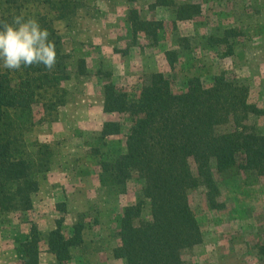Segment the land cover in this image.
Here are the masks:
<instances>
[{
    "label": "rangeland",
    "instance_id": "1",
    "mask_svg": "<svg viewBox=\"0 0 264 264\" xmlns=\"http://www.w3.org/2000/svg\"><path fill=\"white\" fill-rule=\"evenodd\" d=\"M154 1L77 0L69 23L55 20L71 55L72 79L64 82L71 100L60 108L56 120L44 112L41 103L33 105L31 127L23 138L31 149L36 142L50 143L54 162L41 178L32 209L0 211V264L22 263V243L30 238L33 225L41 237L40 263L55 264L47 239L58 219H63L68 230L79 220L86 226L85 241L74 250L70 264H125L113 255L120 244V216L124 206L141 196L144 183L135 176L125 192H116L100 181V160L126 151L132 124L128 116L104 110L107 81L135 97L152 72L165 73L174 89L180 90L190 76L199 75L210 84L214 75L226 71L244 79L251 88L250 101L264 109V0H178L202 5L201 14L183 21L176 20L174 8L154 9ZM3 5L0 0V19ZM33 6V15L44 12L41 6L36 9L38 3ZM132 8L144 20L163 22L157 37L134 31L129 20ZM227 30L231 31L227 41L218 42ZM229 46L233 48L230 54ZM169 49L179 53L174 68L166 59ZM82 58L84 71L78 67ZM77 69L83 72L81 76ZM17 114L11 109L7 121L14 124ZM109 120L120 121L122 130L103 139L100 132ZM250 122L262 125L263 117L254 115ZM14 125L13 132L19 134ZM192 167L196 171L193 161ZM216 178L224 208H211L203 187L190 192L204 240L184 251V264H261L256 246L264 241V176L229 170L217 173ZM143 216L149 217L148 200Z\"/></svg>",
    "mask_w": 264,
    "mask_h": 264
},
{
    "label": "trees",
    "instance_id": "2",
    "mask_svg": "<svg viewBox=\"0 0 264 264\" xmlns=\"http://www.w3.org/2000/svg\"><path fill=\"white\" fill-rule=\"evenodd\" d=\"M3 2L0 20L23 13L26 18H36L49 31L57 52L52 71L43 65L20 70L0 67V211H27L34 206L33 197L40 190L41 178L52 169L54 151L47 142H36L29 148L23 132L31 127L35 103H41L44 112L56 120L60 108L71 100L70 90L64 85L72 79L71 55L54 22L66 19L69 23L78 2ZM34 3H38L36 9L41 6L44 12L38 10L33 15ZM152 7L174 8L177 21L193 20L202 13V5L197 2L155 0ZM129 20L135 32L154 37L163 27L160 20L142 19L137 8L130 10ZM225 32L223 38H217L218 42L227 41L231 31ZM232 49L229 46L228 54ZM178 55L174 49L166 51V59L173 68ZM85 61L82 58L78 67H85ZM82 71L78 73L77 69L78 75ZM250 92L244 79L226 71L214 75L210 84L199 75L190 76L180 90L174 89L173 80L165 73L152 72L135 97L113 81L104 84V110L128 116L132 124L126 136V151L100 160V181L116 192H125L128 181L135 176L144 183L141 196L122 210L120 244L113 250L115 258L125 264H184V251L204 240L190 192L205 188L209 206L222 209L225 203L219 198L222 190L217 173L234 170L238 174L264 176V109L250 101ZM11 109L18 111L14 124L19 134L13 132L15 125L7 121ZM254 115L263 117L262 125L250 122ZM121 130L120 121L109 120L104 122L100 134L104 139L120 134ZM147 200L149 217L145 218ZM65 205L62 203L63 211ZM85 228L79 220L68 230L63 219H58L47 239L48 249L56 257L55 264H70L74 250L85 241ZM40 242L39 230L33 225L30 238L22 243L21 264H41ZM256 248L264 264V241L257 243Z\"/></svg>",
    "mask_w": 264,
    "mask_h": 264
},
{
    "label": "clouds",
    "instance_id": "3",
    "mask_svg": "<svg viewBox=\"0 0 264 264\" xmlns=\"http://www.w3.org/2000/svg\"><path fill=\"white\" fill-rule=\"evenodd\" d=\"M50 33L34 17L23 14L10 20H0V67L20 70L22 67L43 65L52 71L57 52Z\"/></svg>",
    "mask_w": 264,
    "mask_h": 264
}]
</instances>
